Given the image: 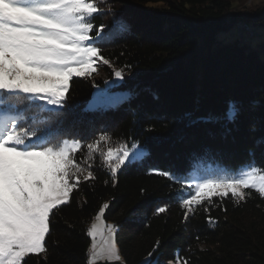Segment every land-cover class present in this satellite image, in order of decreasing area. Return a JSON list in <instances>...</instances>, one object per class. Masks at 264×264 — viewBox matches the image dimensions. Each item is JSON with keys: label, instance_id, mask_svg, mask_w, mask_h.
Segmentation results:
<instances>
[{"label": "trees", "instance_id": "trees-1", "mask_svg": "<svg viewBox=\"0 0 264 264\" xmlns=\"http://www.w3.org/2000/svg\"><path fill=\"white\" fill-rule=\"evenodd\" d=\"M236 1L108 0L107 9L97 2L103 13L94 15L93 36L101 25L108 33L113 21L126 24L99 43L101 55L124 70L123 80L110 89L122 97L87 106L94 89L114 79L113 69L102 63L98 76L72 78L57 110L63 115L39 127L85 142L108 134L113 143H138L143 156L126 162L115 182L97 156L96 179L82 181L70 203L54 210L47 251L30 255L27 264H86V229L104 203L109 205L104 220L115 226L124 264H169L177 251L190 264H264V199L254 191L239 204L230 194L212 197L194 206L187 220L178 203L192 190L185 180L201 166L235 169L252 152L264 169V43L252 47L239 39H216L243 21L264 26V9L242 20L231 13ZM229 101L242 106L234 124L225 128L201 120L222 112ZM45 116L36 114L40 120ZM155 170L174 173L182 183ZM160 207L166 210L157 213Z\"/></svg>", "mask_w": 264, "mask_h": 264}, {"label": "snow or ice", "instance_id": "snow-or-ice-1", "mask_svg": "<svg viewBox=\"0 0 264 264\" xmlns=\"http://www.w3.org/2000/svg\"><path fill=\"white\" fill-rule=\"evenodd\" d=\"M102 13L97 0H0V264H27L30 255L46 253L54 210L70 203V194L82 181L96 179L92 168L97 156L113 182L126 162L143 156L138 143H113L108 134L85 142L39 127L63 115L57 109L64 106L70 81L90 77L97 71V62L108 65L114 77L123 80L124 70L114 68L101 55L99 43L126 30V24L115 20L108 33L101 25L93 36L92 20ZM241 112L239 102L229 101L222 112L201 120L226 128ZM41 113H46L43 120L36 118ZM78 153H83L79 159ZM249 156L253 158L235 169L189 184L194 194L182 193L178 199L185 220L194 206L211 203L212 197L222 200L230 194L239 204L254 191L264 199V169L256 165L254 153ZM155 172L182 183L174 173ZM108 207L107 203L100 206L86 229L91 238L86 264H124L115 226L104 220ZM165 210L160 207L157 213ZM158 247L159 241L153 252ZM169 264L190 261L177 251Z\"/></svg>", "mask_w": 264, "mask_h": 264}, {"label": "rangeland", "instance_id": "rangeland-1", "mask_svg": "<svg viewBox=\"0 0 264 264\" xmlns=\"http://www.w3.org/2000/svg\"><path fill=\"white\" fill-rule=\"evenodd\" d=\"M97 2L104 3L103 9L104 7L105 9H107V7L109 6L108 0H103V2H101V0H97ZM257 9H262V10L264 9V0H237L236 2L233 3V10L231 11V13L240 15L242 20H245V19L252 20L254 18V15ZM239 24L241 25L240 27L239 26L234 27V29H231L228 32L218 33L216 35L217 41L225 43V42H228L234 39H240V42L242 44L250 45L252 47L258 44L264 43V26L262 24L248 26V24H245L244 21L240 22ZM245 26L247 27V29L245 28ZM240 34L242 35L244 39L243 41H241ZM101 66H102V62H97V71L94 72L91 76L93 75L98 76L100 73ZM113 78H114L113 81L108 82L104 88L94 89L92 97L87 104L89 108H94V107L102 106V105H109V104H112L115 101V99L122 97V94L120 92H113L110 90L112 87L116 85V82L119 81L115 77ZM38 103H41V102H38ZM48 107H51V106H48ZM135 160H140V159H134L132 161H135ZM224 171L225 169L218 168L214 164H207V165L201 166L191 173L187 182L185 180L184 185L188 187L189 184H193L205 176L221 174ZM191 192L192 194H194V189H192ZM90 244H91V238H90ZM140 264H146V261H143Z\"/></svg>", "mask_w": 264, "mask_h": 264}, {"label": "built area", "instance_id": "built-area-1", "mask_svg": "<svg viewBox=\"0 0 264 264\" xmlns=\"http://www.w3.org/2000/svg\"><path fill=\"white\" fill-rule=\"evenodd\" d=\"M240 27L241 25L239 24V23H237L236 25H235V27ZM245 28L247 29V27L245 26ZM249 33V32H248ZM240 37H241V41H243L244 39H243V37H242V35L240 34ZM245 38V37H244ZM240 40V39H239Z\"/></svg>", "mask_w": 264, "mask_h": 264}, {"label": "water", "instance_id": "water-1", "mask_svg": "<svg viewBox=\"0 0 264 264\" xmlns=\"http://www.w3.org/2000/svg\"><path fill=\"white\" fill-rule=\"evenodd\" d=\"M99 264H105V262H100Z\"/></svg>", "mask_w": 264, "mask_h": 264}]
</instances>
